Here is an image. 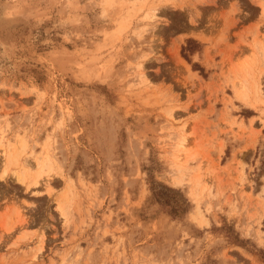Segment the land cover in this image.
Segmentation results:
<instances>
[{
	"label": "rangeland",
	"instance_id": "374dc122",
	"mask_svg": "<svg viewBox=\"0 0 264 264\" xmlns=\"http://www.w3.org/2000/svg\"><path fill=\"white\" fill-rule=\"evenodd\" d=\"M0 264H264V0H0Z\"/></svg>",
	"mask_w": 264,
	"mask_h": 264
},
{
	"label": "trees",
	"instance_id": "16d2710c",
	"mask_svg": "<svg viewBox=\"0 0 264 264\" xmlns=\"http://www.w3.org/2000/svg\"><path fill=\"white\" fill-rule=\"evenodd\" d=\"M151 192L152 197L167 210V214L171 217L181 218L187 212L189 204L185 199H182L180 203L177 198L174 197V195L177 194L175 190L161 186L160 190L152 188Z\"/></svg>",
	"mask_w": 264,
	"mask_h": 264
},
{
	"label": "bare ground",
	"instance_id": "6f19581e",
	"mask_svg": "<svg viewBox=\"0 0 264 264\" xmlns=\"http://www.w3.org/2000/svg\"><path fill=\"white\" fill-rule=\"evenodd\" d=\"M253 92V91H252ZM241 93V92H240ZM250 93V92H249ZM259 93V92H258ZM237 94V93H236ZM238 96V95H237ZM259 97V96H258ZM239 98V97H238ZM256 98V97H255ZM245 101V100H244Z\"/></svg>",
	"mask_w": 264,
	"mask_h": 264
}]
</instances>
